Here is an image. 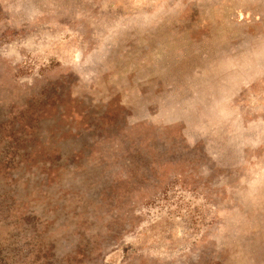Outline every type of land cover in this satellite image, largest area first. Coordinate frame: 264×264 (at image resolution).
<instances>
[{"label": "rangeland", "instance_id": "rangeland-1", "mask_svg": "<svg viewBox=\"0 0 264 264\" xmlns=\"http://www.w3.org/2000/svg\"><path fill=\"white\" fill-rule=\"evenodd\" d=\"M0 264H264V0H0Z\"/></svg>", "mask_w": 264, "mask_h": 264}]
</instances>
